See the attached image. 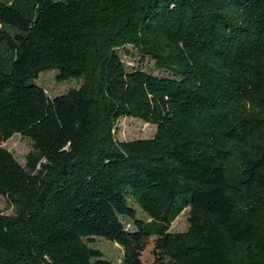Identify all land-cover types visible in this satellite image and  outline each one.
<instances>
[{
	"label": "trees",
	"instance_id": "16d2710c",
	"mask_svg": "<svg viewBox=\"0 0 264 264\" xmlns=\"http://www.w3.org/2000/svg\"><path fill=\"white\" fill-rule=\"evenodd\" d=\"M122 118L156 132L119 142ZM0 195V264H113L93 237L119 264L151 237L152 264H264V0H0Z\"/></svg>",
	"mask_w": 264,
	"mask_h": 264
},
{
	"label": "rangeland",
	"instance_id": "374dc122",
	"mask_svg": "<svg viewBox=\"0 0 264 264\" xmlns=\"http://www.w3.org/2000/svg\"><path fill=\"white\" fill-rule=\"evenodd\" d=\"M119 55L128 69H141L145 70L156 76H163L165 73L158 71L154 67V63L148 58H142L138 53L130 46L119 50ZM55 71H46L39 75L36 83L47 89V93L50 97L63 94L69 89L78 87L79 83L76 80H69L64 83H57L55 81ZM156 132V126L149 125L141 122L137 119L122 118L118 121L115 129V139L119 142L130 141L136 139H148L154 136ZM2 147L10 152L17 162L24 166L26 155L32 150L31 142L21 137L20 135H13L8 141L2 144ZM13 209L8 204L7 199L0 195V213L10 215ZM188 209H185L181 214L173 221L170 226V232H185L188 228L187 223ZM139 217L144 218L139 213ZM128 227V225H127ZM93 247L99 249L105 258L110 260L113 264H119L122 256V248L116 243L109 242L102 238H94ZM154 238L148 239L145 245V249L141 255V261L143 264H152L153 257L151 250L153 248Z\"/></svg>",
	"mask_w": 264,
	"mask_h": 264
}]
</instances>
